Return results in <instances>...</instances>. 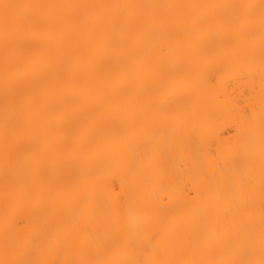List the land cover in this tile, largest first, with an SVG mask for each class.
<instances>
[{
  "label": "bare ground",
  "instance_id": "obj_1",
  "mask_svg": "<svg viewBox=\"0 0 264 264\" xmlns=\"http://www.w3.org/2000/svg\"><path fill=\"white\" fill-rule=\"evenodd\" d=\"M0 264H264V0H0Z\"/></svg>",
  "mask_w": 264,
  "mask_h": 264
}]
</instances>
